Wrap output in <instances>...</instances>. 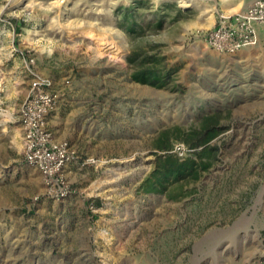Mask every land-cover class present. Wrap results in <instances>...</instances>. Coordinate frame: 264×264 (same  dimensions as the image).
Wrapping results in <instances>:
<instances>
[{"label":"rangeland","instance_id":"374dc122","mask_svg":"<svg viewBox=\"0 0 264 264\" xmlns=\"http://www.w3.org/2000/svg\"><path fill=\"white\" fill-rule=\"evenodd\" d=\"M137 1L0 0V264H264V36L198 37L252 0Z\"/></svg>","mask_w":264,"mask_h":264},{"label":"built area","instance_id":"2783aa9c","mask_svg":"<svg viewBox=\"0 0 264 264\" xmlns=\"http://www.w3.org/2000/svg\"><path fill=\"white\" fill-rule=\"evenodd\" d=\"M214 27L198 35L205 43L218 51L225 53L240 52L245 47L259 43L264 36V0H252L240 11L225 15L220 14ZM34 82L32 90L38 88ZM38 121H29L26 128L30 132L35 129ZM34 157L30 156L27 164H34Z\"/></svg>","mask_w":264,"mask_h":264},{"label":"trees","instance_id":"16d2710c","mask_svg":"<svg viewBox=\"0 0 264 264\" xmlns=\"http://www.w3.org/2000/svg\"><path fill=\"white\" fill-rule=\"evenodd\" d=\"M143 1H137V4H141ZM160 22L157 23L159 25ZM129 28H133L130 24ZM154 60V59H153ZM148 59H141L139 62V68L134 73L133 77L135 80L145 83H154L155 79H158L161 77L160 71L153 67L150 64H147ZM215 119L212 117H206L202 123V126L200 129L195 130L192 135L194 139V142L192 143L194 146H202L206 144L208 141H210L212 138H215V136L220 133V131L223 129L222 127L216 126ZM163 146H165L163 144ZM212 150L217 149V147L209 146ZM206 153H198V156L201 157V155H205ZM209 154V153H208ZM216 155V153H213ZM214 155V156H215ZM157 167L155 169V172L157 177L156 180L152 182V185L159 184L161 182V177L164 179L166 178H173L178 179L181 177H184L185 175H193L197 171L196 168L193 165V161H185V162H178L177 158L171 159L170 155L166 156L165 159H162L158 161Z\"/></svg>","mask_w":264,"mask_h":264},{"label":"bare ground","instance_id":"6f19581e","mask_svg":"<svg viewBox=\"0 0 264 264\" xmlns=\"http://www.w3.org/2000/svg\"><path fill=\"white\" fill-rule=\"evenodd\" d=\"M183 5H188V3L187 2H184Z\"/></svg>","mask_w":264,"mask_h":264}]
</instances>
